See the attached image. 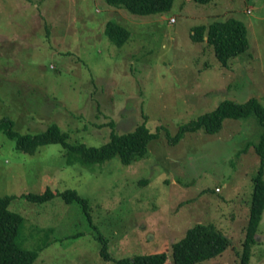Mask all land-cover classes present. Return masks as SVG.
Listing matches in <instances>:
<instances>
[{"label":"rangeland","instance_id":"374dc122","mask_svg":"<svg viewBox=\"0 0 264 264\" xmlns=\"http://www.w3.org/2000/svg\"><path fill=\"white\" fill-rule=\"evenodd\" d=\"M227 16L241 22L247 47L222 66L209 46L192 42L191 30ZM107 21L129 32L121 46L104 34ZM249 97L264 104V0H173L150 14L105 0H0V118L15 132L37 134L56 124L69 143L87 145L142 121L158 132L128 163L115 154L82 164L66 162L57 143L16 150L0 130V196L12 195L7 208L23 217L18 242L36 250L32 264H117L160 252L163 264H177L171 246L198 222L229 243L197 264H240L260 124L225 119L213 133L170 138L219 102ZM45 187L86 197L91 221L77 200L21 195ZM96 233L107 239L108 261ZM254 240L250 264H264V208Z\"/></svg>","mask_w":264,"mask_h":264},{"label":"trees","instance_id":"16d2710c","mask_svg":"<svg viewBox=\"0 0 264 264\" xmlns=\"http://www.w3.org/2000/svg\"><path fill=\"white\" fill-rule=\"evenodd\" d=\"M32 1V0H27ZM106 3L125 8L133 14L162 13L168 10L173 0H105ZM206 3L211 0H193ZM173 17V16H171ZM171 22V21H170ZM191 39L194 44L204 43L211 48L217 62L226 66L229 59L246 49L245 30L241 22L232 16L222 20H213L206 25L192 27ZM104 34L117 46L125 43L129 32L120 24L107 21L104 26ZM255 118L262 131L256 150L261 156L260 165L254 175V190L250 206L249 221L246 224L244 247L240 264H250L252 244L257 232L261 214L264 208V104L257 97H249L242 102L223 100L213 109L202 113L194 120L180 125L170 139L177 141L184 133L202 129L204 132L213 133L221 127L225 119L238 120ZM113 127V122H109ZM0 130L8 139H13L14 148L19 151L33 153L38 146L57 143L66 148L68 156L66 162L79 161L82 164L101 162L118 154L122 163H128L131 158L141 156L146 150L147 141L158 135V132H150L145 122L137 123L130 131L117 133L111 129L109 140L99 145L71 144L67 141L68 135L61 131L58 125L51 124L46 130L37 134H19L12 129V122L6 117L0 118ZM27 200L43 202L54 195H60L66 202L77 200L81 202L85 217L91 221L89 203L86 197L81 196L75 189L63 190L45 187L41 192L21 193ZM12 195L0 196V264H32L37 256L36 250L22 248L18 242L23 217L9 211L7 204ZM96 230L95 226H92ZM97 234V233H96ZM95 238L101 244L100 257L110 260L107 251V239L97 234ZM227 238L216 230L211 224L195 223L185 230V234L171 246L172 259L177 264H197L220 254L228 245ZM166 253L137 254L130 257H122L116 260L117 264H163Z\"/></svg>","mask_w":264,"mask_h":264},{"label":"built area","instance_id":"2783aa9c","mask_svg":"<svg viewBox=\"0 0 264 264\" xmlns=\"http://www.w3.org/2000/svg\"><path fill=\"white\" fill-rule=\"evenodd\" d=\"M170 21L173 22L174 21V17H170Z\"/></svg>","mask_w":264,"mask_h":264}]
</instances>
